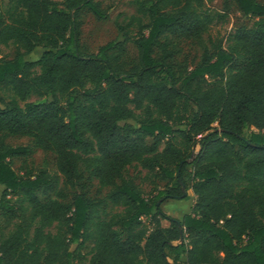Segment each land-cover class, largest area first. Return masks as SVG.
Here are the masks:
<instances>
[{
	"label": "trees",
	"instance_id": "16d2710c",
	"mask_svg": "<svg viewBox=\"0 0 264 264\" xmlns=\"http://www.w3.org/2000/svg\"><path fill=\"white\" fill-rule=\"evenodd\" d=\"M131 2L118 37L84 53L78 15L103 18L98 0H0V264H264V2L234 0L252 22L208 37L192 67L171 35L200 40L226 14ZM35 149L54 169L19 175L12 160ZM86 180L105 196L87 197ZM181 182L194 199L176 218L159 201L187 199Z\"/></svg>",
	"mask_w": 264,
	"mask_h": 264
},
{
	"label": "rangeland",
	"instance_id": "374dc122",
	"mask_svg": "<svg viewBox=\"0 0 264 264\" xmlns=\"http://www.w3.org/2000/svg\"><path fill=\"white\" fill-rule=\"evenodd\" d=\"M100 8L103 10L104 17L97 18L90 10L82 9L79 12L78 19L80 22L78 42L80 50L84 53H94L101 45L114 40L118 37V30L116 28V20H121L125 15L134 13V7L131 0H98ZM264 2V0H258ZM206 5L220 12L225 13V18L214 22L208 31L203 34L202 39H185L176 35H171L173 42V49L175 51V60L179 62H185L190 67L194 66L202 52V42L206 41L208 37H221L227 31L233 30L240 26L249 25L252 20L248 17H244L240 14L234 0H228L227 5L224 6V0H205ZM43 49L36 47L26 57L29 60L37 59ZM3 55L9 58L13 56V48H3ZM136 51L133 44L127 45L125 58L127 62H132L135 59ZM38 99L37 96H32L30 100ZM6 101V96L0 93V106H3ZM4 141L10 145H31L32 139L27 136H13L7 135L4 137ZM197 149V148H196ZM55 156L51 152L43 151L41 149H35L33 153L26 158H14L12 160V166L19 175L24 174L27 171L35 170L36 168L45 165L49 170L54 169ZM143 175L142 173L139 175ZM137 177L136 182L139 183L144 191V195L148 196L150 191V185L147 182H143L140 177ZM163 183L161 182L160 185ZM61 193V197L65 201H69L75 189L59 185L57 189ZM2 187L0 186V195ZM82 191L87 197L93 200L103 198L108 191V188H101L96 180H86ZM187 194H191V190H186ZM55 191H50L49 195L52 196ZM47 196V194H46ZM40 193L39 197L44 199L46 197ZM185 200V199H184ZM186 202V201H184ZM190 203V200L183 205H178L176 201L162 199L159 201L160 208L168 215L180 216L184 212ZM163 225L168 224L167 221L161 222Z\"/></svg>",
	"mask_w": 264,
	"mask_h": 264
},
{
	"label": "crops",
	"instance_id": "0c3cea01",
	"mask_svg": "<svg viewBox=\"0 0 264 264\" xmlns=\"http://www.w3.org/2000/svg\"><path fill=\"white\" fill-rule=\"evenodd\" d=\"M193 199H194L193 194H192V195H191V194H188V198L185 199V200H184V199H171V200L176 201V203H177L178 205H183L184 203H186L187 201L190 200V203H189V205H188V208H187L184 212H182V214H181L180 216L173 215V217L180 218L183 214L189 212V210H190V208H191V206H192V203H193ZM184 201H186V202H184ZM162 225H163V224H162ZM164 226H167V225L164 224Z\"/></svg>",
	"mask_w": 264,
	"mask_h": 264
},
{
	"label": "water",
	"instance_id": "95a60500",
	"mask_svg": "<svg viewBox=\"0 0 264 264\" xmlns=\"http://www.w3.org/2000/svg\"><path fill=\"white\" fill-rule=\"evenodd\" d=\"M181 184H182V182H181ZM182 190H183V194H182V195H183V197H184V196H186V195H187V191L185 190V188H184L183 184H182Z\"/></svg>",
	"mask_w": 264,
	"mask_h": 264
}]
</instances>
